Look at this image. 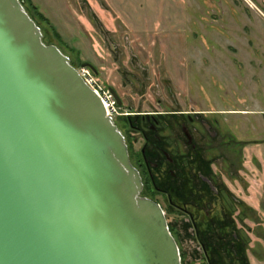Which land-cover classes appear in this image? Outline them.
<instances>
[{
    "label": "rangeland",
    "instance_id": "1",
    "mask_svg": "<svg viewBox=\"0 0 264 264\" xmlns=\"http://www.w3.org/2000/svg\"><path fill=\"white\" fill-rule=\"evenodd\" d=\"M24 2L45 44L57 46L78 69L94 68L97 86L114 102L113 119L130 156L132 133L139 151L161 159L151 131L131 130L133 114L170 121V129L160 125L163 141L171 139L163 146L177 144L187 153L174 113L194 111L217 121L218 138L199 131V147L215 159L221 187L239 200L230 216L242 242L238 259L220 227L199 237L187 215L171 212V233L182 264H211L205 251L213 264H264V0Z\"/></svg>",
    "mask_w": 264,
    "mask_h": 264
},
{
    "label": "water",
    "instance_id": "2",
    "mask_svg": "<svg viewBox=\"0 0 264 264\" xmlns=\"http://www.w3.org/2000/svg\"><path fill=\"white\" fill-rule=\"evenodd\" d=\"M99 95L0 0V264H182Z\"/></svg>",
    "mask_w": 264,
    "mask_h": 264
},
{
    "label": "flooded vegetation",
    "instance_id": "3",
    "mask_svg": "<svg viewBox=\"0 0 264 264\" xmlns=\"http://www.w3.org/2000/svg\"><path fill=\"white\" fill-rule=\"evenodd\" d=\"M133 115L134 117L130 119L131 130L144 132V129L147 128L160 143L157 149L161 159L156 160L154 158L156 153L149 152L144 147H141L140 151L137 149L136 141L131 133L130 159L141 176L143 184L141 196L159 204L167 218L169 228L171 223L168 216L171 212H175L188 216V221L199 237L210 235L211 230L217 227L225 230L232 238L231 251L235 255V259H238L237 247L242 248V242L237 227L230 216L232 209L239 204V200L229 190L221 187L218 182L219 174L216 175L213 166L215 159L205 158L199 147L201 145L198 139L199 131L212 140L218 138L219 132L214 125L217 121L212 124L199 112L194 111L174 113V119L182 133V143L189 150L187 153L183 148L179 147L180 149H178L176 143V147L171 144L173 148H167L171 139L163 141L158 134L161 126L172 128L170 121L165 119L160 123V120L154 117L155 113ZM146 138L145 135V142H147ZM217 235L218 237L222 236L221 239L224 240L222 234L217 233ZM200 244L205 249L202 240ZM204 253L208 257V261L213 264L208 251Z\"/></svg>",
    "mask_w": 264,
    "mask_h": 264
},
{
    "label": "built area",
    "instance_id": "4",
    "mask_svg": "<svg viewBox=\"0 0 264 264\" xmlns=\"http://www.w3.org/2000/svg\"><path fill=\"white\" fill-rule=\"evenodd\" d=\"M90 68L87 66H82L78 69L79 74L84 79V81L99 95L100 99L102 100L108 116H114L116 109L114 107V102H112L109 97L100 90L97 86L96 78L89 70Z\"/></svg>",
    "mask_w": 264,
    "mask_h": 264
},
{
    "label": "trees",
    "instance_id": "5",
    "mask_svg": "<svg viewBox=\"0 0 264 264\" xmlns=\"http://www.w3.org/2000/svg\"><path fill=\"white\" fill-rule=\"evenodd\" d=\"M20 2L22 3V5L25 7V2H24V0H20ZM35 8H36V6H35ZM25 9H26V11L29 13V15L31 16V18H33L34 19V21L36 22V24L37 25H39V23L35 20V18L30 14V10L28 9V8H26L25 7ZM36 10H37V15L41 18V19H45L46 20V17L40 12L39 13V10H38V8H36ZM47 21V20H46ZM40 26V25H39ZM41 27V26H40ZM73 65V64H72ZM86 65V64H85ZM85 65H83V66H85ZM74 66V65H73ZM75 67V66H74ZM92 70H94V68H92L91 66H89ZM170 231H171V229H170ZM181 261H182V259H181Z\"/></svg>",
    "mask_w": 264,
    "mask_h": 264
}]
</instances>
